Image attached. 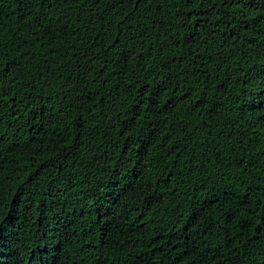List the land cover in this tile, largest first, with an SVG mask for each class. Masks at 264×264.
<instances>
[{"label":"trees","instance_id":"trees-1","mask_svg":"<svg viewBox=\"0 0 264 264\" xmlns=\"http://www.w3.org/2000/svg\"><path fill=\"white\" fill-rule=\"evenodd\" d=\"M0 264H264V0H0Z\"/></svg>","mask_w":264,"mask_h":264}]
</instances>
